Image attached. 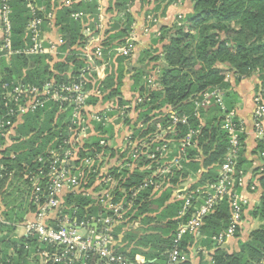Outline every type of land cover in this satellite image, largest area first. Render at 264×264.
Returning <instances> with one entry per match:
<instances>
[{
    "label": "built area",
    "instance_id": "1",
    "mask_svg": "<svg viewBox=\"0 0 264 264\" xmlns=\"http://www.w3.org/2000/svg\"><path fill=\"white\" fill-rule=\"evenodd\" d=\"M13 1L0 0V58L8 65L17 56L52 60L53 76L39 85L22 79L0 83V102L4 107L0 114V177H12L16 170H10L3 158L14 160L19 150L12 149V145L26 138L19 131L24 121L21 117L55 108L52 138L42 152L20 163V177L27 181V200L33 206L21 227L26 237L44 244V248L35 249L40 261L43 264H160L157 259L130 255L128 249L119 252L123 246L112 233L118 226L137 225V220L128 222L134 213L139 218H149L148 212L142 215L139 210L145 201L142 193L153 187L151 197L159 198L170 178L179 174L170 201L181 202L172 219L184 221L178 223L172 247L162 264H192L191 248L180 247L183 238L188 235L205 238L200 232L205 217L225 204L228 222L211 236L213 247L195 249L196 254L202 252L212 264L210 253L232 239L243 225L245 206L251 199L247 189L256 187V181L247 180L246 172L239 166L247 124L234 108L226 107V91L220 87L207 89L195 100V116L211 102L218 105L220 129L227 140L226 150L218 160L217 176H206L203 181L202 175L209 168L201 167L197 171L190 168L193 162L201 160L198 136L203 119L191 127L186 114L179 116L167 106L162 110L168 115L166 123H157L153 131L146 133L152 120L140 118L135 107L148 97L139 89H131L134 72L127 74L130 83L124 95L105 98L110 91L106 78L110 74L117 76L119 60L126 71L131 63L139 66L136 59L140 55L137 57L136 51L140 44L144 45L145 39L160 37L159 12L145 10L141 18L132 15L126 35L108 41L109 35L117 31L112 28L114 22L121 29L125 27V13L114 8L115 1L110 4L108 0H52L48 10L38 0H23L28 19L22 33L15 36L11 19ZM74 2L84 5L93 2L96 8L70 13L80 23L79 38L74 45L65 47L66 40L55 25V15L59 8ZM128 8L126 11L131 13V5ZM182 14L177 13V17L180 19ZM68 56L73 58L68 61L67 70L53 69V63L63 62ZM228 73L223 74L231 78ZM141 80L147 89L158 86L154 77L142 75ZM42 116L37 119L40 124L44 120ZM133 122H137L135 128ZM251 131L258 142L264 143L261 88L253 94ZM185 170L187 175L182 177ZM201 179L203 182L196 185ZM81 200L88 203L81 204ZM0 221L5 222L1 217ZM82 228L84 234L80 233Z\"/></svg>",
    "mask_w": 264,
    "mask_h": 264
},
{
    "label": "trees",
    "instance_id": "2",
    "mask_svg": "<svg viewBox=\"0 0 264 264\" xmlns=\"http://www.w3.org/2000/svg\"><path fill=\"white\" fill-rule=\"evenodd\" d=\"M113 1H115L114 8L125 13V27L121 29L120 25L116 24L113 28L117 29V32L110 35L108 41L126 35L127 28L133 19L132 14L126 11L130 5H139L137 7L139 10L157 11L160 8V2H164L166 10L170 5H180L186 0H180L179 4L177 0H154L155 6L151 10L150 6L148 9L144 8L150 0H108L107 2L112 4ZM188 2L191 11L186 15L183 13L172 26H161L160 37L152 38V45L140 53V56L144 58L140 60L139 56L136 59L139 66H136L137 63H131L127 74L134 72L132 75L134 85L131 89L134 91L139 89L148 97V100L135 107L140 118L152 120L146 133L153 131L157 123H166L168 115L162 110L167 106H171L179 116L186 114L190 119L191 127H196L199 119L204 120L198 136L201 160L190 165L191 169L197 171L200 167L205 169L213 165L216 167L227 147L226 137L218 121L221 119V110L218 105L211 102L207 109L199 110L198 116L194 115V104L198 95L204 90L220 87L226 91V107L233 108L234 93L230 90V78L223 74L225 71L231 73L235 81L255 76L259 81L255 91L258 88L264 90V0H188ZM37 3L45 4L48 10L52 6V0H38ZM12 5L13 35L19 36L28 15L23 0H14ZM86 8L94 10L96 4L92 2L84 5L81 2H74L69 7L62 6L57 10L55 25L66 40L65 47L74 45L79 38L80 23L74 21L70 13L86 10ZM72 58L68 56L63 62H52L53 69L60 72L67 70L68 61ZM51 61L48 62L43 57L17 56L12 58L8 65L4 59L0 58V83L22 79L24 82L39 85L53 76L50 70ZM142 75L154 77L158 86L154 89L145 88L142 85ZM106 86L108 87L107 82ZM116 95H123L119 88L109 91L105 98ZM3 108L0 102V114ZM54 110L55 108L45 112L41 109L22 116L21 119L24 121L19 131L26 138L12 145V149L19 150L14 160L7 156L3 158L10 170L15 168L16 170L12 177L8 175L0 177V217L5 221V223L0 221V264H28L29 261L43 264L35 251L36 247L44 248L43 243L32 237L14 238L12 236L16 225L23 222L25 214L33 210V206L27 200L29 195L25 186L27 181L20 177V163L29 161L42 152L52 138L54 132H52L51 120ZM42 114H44L42 116L44 120L40 124L37 119H40ZM136 124L137 122H133L134 128ZM242 152L243 149L239 166L245 171L251 166V161L248 162L249 166L244 168L242 163L244 165L246 161L241 157ZM256 152L263 156L261 160L264 163L263 142L257 143L254 153ZM210 168L206 173L210 171ZM252 171L259 175L258 187L261 190V197L259 205L255 206L250 214L261 224L252 229L244 241L241 239L237 241L239 251L228 252L223 247L212 251L210 253L212 264L264 263V164L261 169L255 167ZM204 174L203 181L207 176ZM186 175L187 170L182 173V177ZM178 176L179 174H176L170 178L169 185L165 186L159 198L151 197L153 187H148L142 193L145 201L139 207L140 213L143 215L146 212L152 214L155 212L158 214V219L168 218L167 220L160 223L158 219L154 221L151 217L139 218L138 213H134L128 222L137 220V225L130 229L120 226L115 228L112 233L114 238L120 239L121 236L122 239L134 243L130 255L142 252L148 259L160 258V264L165 261L166 252L172 247L177 225L180 221H184L170 219L176 216L181 202L167 203ZM203 181L198 180L196 185ZM87 203L81 200V204ZM227 222L228 210L223 204L215 213L205 217L200 228L205 238L201 240L190 235L185 236L180 247L184 250L197 246L211 249L213 247L211 236L224 229ZM238 232L239 230L234 237L239 236ZM118 250L124 252L125 248L120 247ZM204 264L210 263L204 262Z\"/></svg>",
    "mask_w": 264,
    "mask_h": 264
},
{
    "label": "crops",
    "instance_id": "3",
    "mask_svg": "<svg viewBox=\"0 0 264 264\" xmlns=\"http://www.w3.org/2000/svg\"><path fill=\"white\" fill-rule=\"evenodd\" d=\"M181 6H182V4H180L178 6H176V5L169 6L167 8V10H166V14L164 13V15L168 16V12L169 11H170V16H171V12L172 11L176 10L175 11L176 13L182 11V7ZM163 16H160V18L162 20H163ZM163 22H162V25H165V23H163ZM116 23L117 22L113 23L112 28L116 25ZM113 30H117V29L113 28ZM144 41H145L144 45L140 44V46L138 47V49L136 51L137 57L140 55V53L142 52L143 49L145 50L147 47H149L151 45L152 37H151L150 40L149 39H145ZM160 47H161V43H160ZM116 72H117V76H114V74L108 75V77L106 78V82L108 83V87H109L110 91L115 89V88L116 89L119 88V90L124 95V93L128 89V85L127 84L130 83V79H129V77L127 78V71H126L125 67L122 64V60H119ZM230 82H231L230 90H231V92L234 93V95L232 97L233 108L236 110L238 117L243 119L246 122V124H247V133L244 136L243 152H242V155H241V157L243 159H245L246 163H244V165L242 163V166L243 167L247 166L248 162L251 161V166L248 165L249 167L245 170L246 171V178H247V180H249V179L253 180L254 179L256 181V187H255L254 190H251L249 188L247 189L248 196L251 199H250V202L245 206L244 223H243V225L241 226V228L239 229V232H238L239 234L240 233L244 234V233L248 232V228H249L248 225L250 224V222H252L253 220L254 221L258 220L257 218H253L250 213L254 209V207L256 206L255 205V201L260 200V197H261V190L258 187V177H259V175L256 174V173L254 174L252 169L255 168V167H259L261 169L263 167L264 163L261 160L263 158V156L261 157L260 156L261 154L258 153V152L254 153V151L256 150L258 141L255 139V137H254V135H253V133L251 131V117H252V110H253V94H254V91H255L256 87L258 86L259 81L256 79L255 76H251V77L243 78L240 81H235L234 77H231L230 78ZM226 98L227 97L225 95V101H226ZM170 199H171V197H169V199L167 200V203H173V202L170 201ZM31 212L32 211H29L28 213H26L25 216H24V219ZM147 215H148V217L154 218V221H156L159 218L158 214L155 213V212L153 214L149 213ZM167 219L168 218H165V220H167ZM170 219H172V218H170ZM158 220L160 221V223L165 221L164 218H160ZM21 224H22V222H20V223H18L16 225V230L14 231V234H13L12 237H14V238H18V237H21V236L26 237L24 235V233H23V229L21 227ZM133 227L134 226H132V228ZM124 228L126 229L127 227L124 226ZM130 228L131 227H128V229H130ZM248 234L246 233L247 236H248ZM237 238L238 237L236 236V237H233L232 239H229V241L227 243H225L222 247L224 249L228 250V252H232V250L235 249V246H237V241H236ZM118 240L120 241L121 245L125 249H128L129 252L131 251V249L133 247V244H134L133 242L127 241L126 239H122L121 236H120V239H118ZM196 248L197 247H192V249H191L192 250L191 252H192V255H193L191 257V263L192 264H204V262L207 263V260H205V256L203 255V253H200V251L198 252V254L195 253V249ZM140 249L145 250V248H142V247H140ZM134 254L142 255L147 260H153V259L146 258L145 254H143L142 252H135ZM28 264H38V263L29 261Z\"/></svg>",
    "mask_w": 264,
    "mask_h": 264
},
{
    "label": "rangeland",
    "instance_id": "4",
    "mask_svg": "<svg viewBox=\"0 0 264 264\" xmlns=\"http://www.w3.org/2000/svg\"><path fill=\"white\" fill-rule=\"evenodd\" d=\"M137 4H135V5H132L131 7V14L133 15V16H135V17H137V18H141V17H143V16H145V10L144 9H141V10H139V8L137 9V7L139 6H136ZM157 5V4H156ZM148 6H150V10L155 6V3H154V0H150V2L149 3H146L145 4V6H144V8L145 9H148ZM171 6V5H170ZM176 6H178V5H176ZM182 11H183V13H185V15L187 14V13H189L190 11H191V9H190V5H189V2H188V0H186V1H184L183 3H182ZM164 2H160V8H158V10H157V12H159V14H160V16H163L164 15ZM167 10V9H166ZM166 10H165V14H166ZM176 11V10H175ZM175 11H172L171 12V16H170V11L168 12V16L167 15H164L163 16V20L160 18V35H161V26H163L162 25V22L163 23H165V26H167V27H169V26H172L175 22H176V19H179V17H177V13L175 12ZM182 11H180V12H182ZM179 13V12H178ZM144 50V49H143ZM142 50V51H143ZM230 76H231V73H228ZM258 75V74H257ZM199 167H200V165H199ZM211 167V168H210ZM209 168H210V171L208 172V173H206L207 174V176H210V177H213V178H215L216 176H217V174H218V171H219V167L218 166H210ZM206 174H204V176H206ZM204 178V177H203ZM185 186H188V183H186L185 184ZM255 205L257 206V205H259V200H257V201H255ZM251 224V225H250ZM250 224L248 225L249 226V228H248V232H246L247 234L249 233V231H251L252 229H254V228H257L258 226H259V224H260V222L258 221V220H253L252 222H250ZM84 232H85V230L82 228L81 230H80V233L81 234H84ZM246 233H244V234H239V236H238V238L236 239V241H238V240H245L246 239V237H247V235H246ZM195 239H202V237H198V238H195ZM198 247V246H197ZM205 247V246H204ZM240 250V247L237 245V246H235V249H233L232 250V252L233 251H239ZM205 256V255H204ZM158 262L160 261V258L157 260Z\"/></svg>",
    "mask_w": 264,
    "mask_h": 264
},
{
    "label": "water",
    "instance_id": "5",
    "mask_svg": "<svg viewBox=\"0 0 264 264\" xmlns=\"http://www.w3.org/2000/svg\"><path fill=\"white\" fill-rule=\"evenodd\" d=\"M92 226H94V227H95L96 225H95V224H93Z\"/></svg>",
    "mask_w": 264,
    "mask_h": 264
}]
</instances>
